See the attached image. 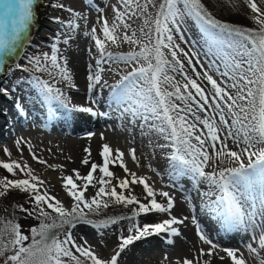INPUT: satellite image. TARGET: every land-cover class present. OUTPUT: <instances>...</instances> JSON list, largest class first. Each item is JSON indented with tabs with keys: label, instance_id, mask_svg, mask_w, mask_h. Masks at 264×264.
<instances>
[{
	"label": "snow or ice",
	"instance_id": "snow-or-ice-1",
	"mask_svg": "<svg viewBox=\"0 0 264 264\" xmlns=\"http://www.w3.org/2000/svg\"><path fill=\"white\" fill-rule=\"evenodd\" d=\"M87 2L92 4L93 0ZM37 3L38 0H0V69L7 66L9 58L18 56L29 40ZM242 3L253 13L257 28H242L218 19L202 0H117V4L111 5L114 13L111 21L104 15V8L97 7V24H100L103 36L97 33L95 26L86 33L94 40L98 52L96 69L93 71L90 64L87 76L89 106L71 104L67 93L56 86L65 82L66 87H76L67 58L60 55L58 43L52 44L51 53L29 56L28 63L34 71L48 75L49 79L34 76L33 82L50 106L56 104L69 113L93 117L108 115L99 111V98L94 95L98 85L107 84L103 81L101 85V74L106 71L103 65L113 62L130 67L131 70H126L111 86L112 98L123 106V113L129 114L133 123L140 119L141 128L154 129L169 142L159 147L172 149L169 159L177 174H190L198 184L208 185V191L201 194L209 198V210L219 216L228 230L251 231V240L245 247L259 259V264H264V257L260 256V251L264 250V8L257 0H242ZM224 4L236 10L239 8V0H224ZM66 10L71 14L70 19L54 18L64 27L66 34L62 43L65 45L72 39L71 33L79 29V20L87 21V16L80 12L71 8ZM188 19L194 20L207 38L204 55L213 57L207 69L201 63L195 42L189 43L185 39L184 26ZM136 20L140 24L133 28ZM176 36L188 45L187 51L176 42ZM56 41H60V35ZM107 42L117 47L126 43L132 48L128 52L114 53L107 50ZM185 61L195 78L188 74ZM197 65L203 73L197 71ZM210 70L221 79H215ZM176 75L182 80H176ZM199 80H206L210 90ZM3 92L7 90L0 89V93ZM16 107L23 111L19 104ZM52 113L55 114V109ZM92 135L94 133H88L89 137ZM229 139L238 148L241 144L244 146L239 151L233 150L227 143ZM22 141L23 138L16 141L18 149ZM29 151L32 152L30 144ZM84 151L88 155L82 163L89 165L90 148ZM130 151L135 161V149ZM4 152L11 157L7 148ZM100 155L103 163L92 162L86 175L73 169L74 176L62 177L63 187L73 201L70 208L47 189L41 191L45 181L34 175L27 163L0 160V168L18 177L0 178V198L12 190L25 193V203L30 207H13L39 221L30 229V235H25L16 221L15 212L11 218L0 216V264H120L122 254L136 241L163 234L167 244L174 243V238L181 235L178 226L185 225L189 217L172 215L175 201L169 193H159L167 198L166 204L158 202L147 179L130 172L124 163L125 154L119 149L114 153L105 143ZM32 156L39 163H47L34 152ZM110 164H119L126 173L125 178L115 177ZM213 164L216 166L212 167ZM209 167L212 170L205 171ZM97 172L101 174L98 177L94 175ZM21 175L23 178H19ZM137 183L143 185L147 194L145 199L151 198L147 203L132 194L131 185ZM96 185L99 187L95 195L86 198L89 186ZM126 189L127 195L124 194ZM111 204L137 207L132 208L128 216L101 220L88 218L89 214L99 215L101 209H107ZM153 212L167 213L169 218L155 223L139 222L141 215ZM125 219L129 221L128 234L118 238L119 243L110 258L102 257L87 240L77 242L72 232L79 223L102 230ZM191 222L199 240L209 248H200L199 257L178 259L175 264H211L213 254L219 255V252L226 253L232 264H247L239 249L224 248L214 242L195 215ZM204 257L208 259H202ZM226 257L219 256V259L223 261Z\"/></svg>",
	"mask_w": 264,
	"mask_h": 264
},
{
	"label": "rangeland",
	"instance_id": "rangeland-1",
	"mask_svg": "<svg viewBox=\"0 0 264 264\" xmlns=\"http://www.w3.org/2000/svg\"><path fill=\"white\" fill-rule=\"evenodd\" d=\"M202 2L206 5V7H208L209 11L213 12V14L218 19L224 22L237 25L242 28L258 27V25L254 23L252 19L253 13L242 3V0H239L238 10L225 5L224 0H202ZM93 3L94 6L92 7L90 4H88L87 0H53V4L55 6H64L63 8L56 6L57 8L54 11L55 13L51 14L55 18L58 17L61 21H67L70 19L71 14L66 10L68 8H71L76 12H80L82 15H85L87 18H89L87 19V22L84 19L79 20L80 27L76 32L71 33L72 39L67 45L62 43L64 35L66 34L63 25L61 23L53 24L49 22H46V24L44 23L43 27L38 28L32 34L30 39L25 42L23 48L19 50L20 52L17 60L9 69L5 82L2 84V86H0V89H6L7 93L9 94V102L6 104L7 113L10 111L7 114L9 117L14 115L12 111L15 110H17V113L15 114L16 117L20 116V114L30 117L31 112L28 113V109L32 108V111H42L41 109L45 103V105L49 106L33 82L34 76H40L42 79H49V77L46 73L34 71L32 65L28 63V57L39 55L43 52L51 53L53 43H58V47L61 49V51H63L60 53V55L66 56V58L69 55L67 61L70 63L69 65L72 68V72L75 74V81L78 83V81L82 80L79 83L80 87L84 89V92L81 95L82 97L80 96L77 98L78 101L84 100L87 101L88 106L90 105L87 76L89 74V63L94 60L96 66L98 52L95 47L94 40H92L90 35H86L85 33H90L91 28L95 26L97 28V33L101 37L103 36L102 32L100 31V24H97V17L99 13L97 12L96 8H104V15L109 19V21H111L113 17L110 18V6L117 4V0H100V2L99 0H93ZM257 3L261 8H264V0H257ZM188 23L186 21L184 26L185 39L189 40V43L195 41V44H197L196 50L200 52L201 63L203 64L204 69H207L209 67V61L213 57L211 55L205 56L204 53L206 49L200 47L201 42H206L207 38H205L206 36L201 31L200 26L194 20L192 21V25ZM139 24L140 21L136 20L132 26L133 28H136ZM195 28L198 30L197 37L200 38L201 41L195 38ZM58 35H60L59 42L56 41V37ZM176 42L180 43V46L186 51L188 50V45L181 42L179 40V36H176ZM76 46L78 48H76ZM88 48L91 51H89ZM131 48L132 46L126 43H121L120 46L117 47L112 45L110 42H107V50H110L114 53L128 52L131 50ZM69 57L70 59L72 58V60H70ZM77 59L79 60L78 62H76ZM181 59H183L182 56ZM193 63H195V59H193ZM17 65H20L21 67L18 68ZM75 65H81V67L79 66L81 70L79 69L78 71V66L75 67ZM103 67L106 69V71L101 74V85H103V81H107V84L103 85V87L98 85V91H96L94 95L102 99L103 103H99L97 107L99 111L107 113V116L93 117L90 114L82 116L86 121L85 129L81 128V133L70 135L69 137L67 136L68 133L66 130L63 129H69V132L72 133V128H80V122L77 121L79 124L75 127L68 126L69 124L65 126L64 123L54 126V123L47 122V130L49 131H45L39 127L38 129L34 130V128H30L27 123L24 124L26 125V128H24V126L22 127L21 120L17 122L10 119L6 126L7 128H11H8L6 131V128L1 130L0 160L5 162L17 160L21 164L27 163V165L33 170V174L45 181V185L42 186L41 191L44 189L49 190L47 187H51V179L49 178L57 179V181L60 183L59 186H57L60 187L58 190L59 195L51 194L62 201L66 207L70 208L73 201L65 191L62 180L63 176H74L73 172L70 173L66 167H64V162L67 159V156L73 153H79V157L82 161L88 155L84 151L85 148H90V150H92L91 157H89V165H85L79 170L83 176L86 175L90 170V164L92 162L97 164L103 163L100 152L102 150V145L107 143L114 150V153L116 149H119L125 154L123 158L124 163L127 165L130 172H135L137 176L145 177L147 179L149 185L156 192V199L158 202L166 204L167 198L162 197L159 193H169V195L175 201V206L172 209V215H175L178 218H183L184 216L189 217V220L185 222V225L178 226L180 228L181 235L174 238L173 244H167L163 238V234L160 236L153 235L146 239L136 241L122 254L120 258V264H175V261L178 259L182 261L185 257L190 259L193 258V256L199 257L198 250L200 248L207 250L209 246L204 245L199 240L196 227L191 222V217L193 215L197 217L202 229L211 239H213L214 242L218 243L224 248L239 249L240 252L243 253L247 264H259V259L250 254L245 247V245L251 240V231L246 233L244 231L232 230L233 233H231L233 236L230 240L219 236L218 232L222 228H226V226L216 213L209 210L207 206L209 204V198L201 194L208 191V185L206 183L198 184L190 174H177L176 169L173 166V162L169 159V153L172 152V149L159 147V145L169 142L166 141L163 135H161L156 130L153 129L150 131L147 127L141 128L140 125L142 121L140 119H136L133 123V118L129 114L123 113V106L118 105L112 98L111 86L115 85L121 79V76L125 74V71H130L131 68L127 67L123 63L117 65L113 62L104 64ZM185 67L188 71V74L195 78L191 68L187 66L186 61ZM109 68L112 70H107ZM197 71L203 73V69L200 67V65H197ZM210 74L213 75V77L218 81L221 79V77L214 70H210ZM176 80H182V77L180 75H176ZM198 82L201 83L202 86H205L206 89L210 90L211 86L206 80H199ZM61 83H58L56 86L62 88V86L65 84L63 82ZM85 85L86 87H83ZM86 88L87 90H85ZM80 98L82 99L80 100ZM17 104L21 106L23 111H20V109L16 107ZM49 108L52 109L50 106ZM46 109L47 108H45V110ZM30 118H33V116ZM76 120H79V118L76 117ZM13 122H16V124L21 127V131L11 136L10 134L12 130H14L12 125ZM156 123L159 122L157 121ZM59 127L63 129H60ZM88 133H94V135L89 137ZM101 134H103V139H101ZM21 138H23V141L21 142L18 149L16 141ZM227 143L230 148L237 151H239L240 148L244 146L241 144L240 148H238L231 139H229ZM29 144L32 147V152H34L41 160H44L47 163H39L37 160L33 159L32 152L29 151ZM5 148L11 152V157L6 155L4 152ZM132 149H135V155L137 158L135 161L131 156L130 150ZM51 165H61L62 167L52 168L50 167ZM215 166V164L212 165V167ZM212 167L206 168L205 171H211ZM109 168L115 173V177L120 179L125 178L126 173L119 166V164L116 166L110 164ZM94 175L98 177L101 174L97 172ZM4 177L9 179L18 178L12 176L5 169L0 168V178ZM19 178H23V176L21 175ZM128 178L131 180L130 176ZM112 182L113 184L117 183L116 179H113ZM77 183L82 184L83 181H77ZM93 183L95 184L96 182L93 181ZM98 187L99 185H96L95 187L89 186L87 192L85 193V197L90 199L92 196H94L98 190ZM118 191H120V189H118ZM131 191L132 194L136 195L141 202L147 203L148 200L151 199H145L147 194L144 191L143 185H140L139 183L131 185ZM49 192H51V190ZM124 194H128L127 189L124 190ZM212 199H215V197H212ZM26 200L27 195L25 193H21L18 190L10 191L6 197L0 198V216L11 218V214L15 212L16 221L21 225L22 232L25 235H30V229L33 226H37L39 221L33 217H29L26 213H21L17 208L13 207L14 205H24L26 208L30 207L29 204L25 203ZM112 205H114V207ZM111 206L114 209H112ZM119 206H122L123 211H126L123 205ZM119 206L116 204H111L107 209H101L99 215L89 214L88 218L92 220H101L106 217H113V213L117 212L116 207ZM130 206L131 208L127 209V212H130L129 215H131L132 208L137 207L136 205ZM257 207H259L258 202ZM5 209H7V211H5ZM113 210L114 212H111ZM196 210L197 213L195 212ZM167 218H169L167 213L153 212L148 215H141L138 219L141 224H144L160 222ZM257 219L259 220V217H257ZM128 226L129 221L126 219L121 220L117 224L102 230H97L93 226L86 223H79L74 229H72V232L77 242L83 243L84 240H87L88 244L92 245L102 257L110 258L114 249L119 243L118 238L122 234H128ZM257 235H259V232H257ZM233 239L235 240L233 241ZM254 246L256 245L254 244ZM77 255L79 254L77 253ZM165 256L168 257L167 260H165ZM219 256L226 257V253L219 252V255L214 253L211 258L213 264H221V262L222 264H232L230 258L228 259L226 257L223 261H221ZM260 256L264 257V250L260 251ZM202 259H208V257H204Z\"/></svg>",
	"mask_w": 264,
	"mask_h": 264
},
{
	"label": "bare ground",
	"instance_id": "bare-ground-1",
	"mask_svg": "<svg viewBox=\"0 0 264 264\" xmlns=\"http://www.w3.org/2000/svg\"><path fill=\"white\" fill-rule=\"evenodd\" d=\"M96 1V0H95ZM98 1V0H97ZM113 1V0H112ZM115 1V0H114ZM84 2V1H83ZM83 2H82V4H83ZM99 2H100V0H99ZM105 2V1H104ZM114 3V2H113ZM116 3V2H115ZM85 4V3H84ZM89 4V3H88ZM96 4V3H95ZM101 4V3H100ZM112 4V3H111ZM110 4V5H111ZM71 5V4H70ZM87 5V4H86ZM92 7L94 6V3H92V4H90ZM102 5V4H101ZM101 5H99V6H101ZM79 6V5H78ZM118 6V5H117ZM70 7V6H69ZM102 7V6H101ZM111 7V6H110ZM57 7L53 4V0H38V3H37V5H36V8H35V11H36V18H35V21H34V23H33V25L31 26V28H30V35H29V39H30V37L32 36V34L38 29V28H41V27H43V25H44V23L46 24V22H49V23H53V24H56V23H58V22H56L55 21V17L54 16H52L51 14H54L55 12V9H56ZM89 10V9H88ZM58 11V10H57ZM62 12V11H61ZM94 14V13H93ZM98 14V13H97ZM109 14H110V18L111 17H113V15H114V13H113V11H112V7H111V9H110V12H109ZM92 16V15H91ZM66 17V16H65ZM89 18V17H88ZM87 18V19H88ZM92 18V17H91ZM96 18V17H95ZM90 20V19H89ZM92 20H94V19H92ZM87 22V21H86ZM89 22V21H88ZM189 21L187 20V23H188ZM188 24H190V25H192L190 22L188 23ZM92 25V24H91ZM63 28V27H62ZM89 28V27H88ZM86 30V29H85ZM195 30H196V33H195V38L196 39H198V40H200L201 41V39L200 38H198L197 37V35H198V30L195 28ZM200 30V29H199ZM201 32V31H200ZM86 34V33H85ZM82 38V37H81ZM206 38V37H205ZM32 40V39H31ZM70 42V41H69ZM195 42V41H194ZM77 45V44H76ZM196 45V47H197V44H195ZM79 46V45H78ZM85 47V46H84ZM200 47L201 48H204V49H206L207 50V45H206V42H201V45H200ZM75 48V47H74ZM73 48V49H74ZM76 48H78L77 46H76ZM80 48H81V46H80ZM88 50H89V48H88ZM20 52V51H19ZM61 52H63V51H61ZM65 52V51H64ZM66 52H68V51H66ZM77 53V52H76ZM63 54V53H62ZM90 54V53H89ZM78 55H79V52H78ZM93 55V54H92ZM69 56V55H68ZM68 56H67V60H68ZM73 56H74V53H73ZM17 57L18 56H15V57H11V58H9V60H8V63H7V66L5 67V68H3V69H0V86H2V84L5 82V79H6V77H7V74H8V71H9V69L12 67V64L13 63H15V61L17 60ZM64 57H66V56H64ZM71 57V56H70ZM70 57H69V59H70ZM83 57V56H82ZM93 57H94V55H93ZM80 58V57H79ZM84 59V58H83ZM92 59V58H91ZM90 59V60H91ZM70 60H72V58L70 59ZM79 60L77 59V61L76 62H78ZM80 61H81V59H80ZM75 62V61H74ZM82 63V62H81ZM70 63L67 61V65H68V68L71 70L72 68L70 67V65H69ZM72 64H74V63H72ZM79 64V63H78ZM86 64V63H85ZM92 65V70L93 71H95V69H96V66H95V62H94V60L93 61H91L90 63H89V65ZM84 65V64H83ZM76 66H78V65H75V67ZM80 67H81V65H79ZM78 66V71H79V69H80V67ZM74 67V68H75ZM74 68H73V70H74ZM81 70V69H80ZM75 71V70H74ZM77 72V71H76ZM75 72V73H76ZM82 72V71H81ZM71 75H72V80H73V83L76 85V87L75 88H71V87H66V83L65 82H63L65 85H63L62 86V90H64L66 93H67V95L70 97V100H71V104H73V105H84V106H88V103H87V101H84V100H81L82 98H80V100L81 101H78V97H80L82 94H83V92H84V89H82L81 87H80V81H82V80H80V81H78V83L75 81L76 79H75V74H74V72H72V70H71ZM77 77V76H76ZM78 79V78H77ZM114 81V80H113ZM112 81V82H113ZM111 82V81H110ZM81 83H83V82H81ZM62 84V83H61ZM85 84H87V83H85ZM83 87H86V85L85 86H83ZM85 90H87V88L85 89ZM87 94V93H86ZM8 96H9V94L7 93V92H3V93H0V135H1V130L2 129H4V128H6L5 129V131L9 128H11V127H8L7 128V126H6V124H8L9 123V120H10V118H9V116L7 115L8 113H7V106H6V104L9 102V99H8ZM82 97V96H81ZM99 103L100 104H102L103 102H102V99H100L99 98ZM31 104H32V102H31ZM46 104V103H45ZM43 105V107H42V111H38V110H36V111H32L31 109H28V111L29 112H31L30 113V117H32L33 116V118H34V120L35 119H39L37 116H40V117H43V119H45L46 120V122H51V123H54V126H56L57 124L58 125H60V124H62V123H64V125L65 126H67V124H69L68 126H73V127H75V126H77L79 123L78 122H80V124H79V126H80V128H72L73 129V131H72V133H70L69 131V129H63V128H60V129H63V130H66V132L68 133V137L70 136V135H74V134H79V133H81V131H80V129L81 128H83V129H85V123H86V121L83 119V117L82 116H85V115H87V114H85V113H79V112H72V113H69V112H67L65 109H63V108H61V107H59L58 105H56V104H53V105H49L52 109H50L49 108V106H47V105ZM29 107V106H28ZM9 108V107H8ZM45 108H47L46 110H45ZM110 108V107H109ZM53 109H55V114L53 115V113H52V110ZM27 111V112H28ZM12 113H14V115L13 116H15V114L17 113V110H15V111H12ZM11 115V114H10ZM80 115V116H79ZM76 117H78L79 118V120H76ZM33 118H31V119H33ZM17 120V122H18V118H16ZM67 120V121H66ZM63 121V122H62ZM78 121V122H77ZM74 122H76V123H74ZM14 127H16V126H14ZM115 127V126H114ZM58 128V129H59ZM88 128V127H87ZM9 131V130H8ZM13 131V130H12ZM74 131H76V132H74ZM78 131H80V132H78ZM63 132V131H62ZM111 132V131H110ZM78 136H80V135H78ZM67 142V141H66ZM68 143V142H67ZM71 143V142H70ZM90 151H92V150H90ZM79 153H73V154H71V155H68L67 156V159L65 160V162H64V167H66V169L71 173V172H73L72 170L73 169H77V170H80V168L82 169V167H84L85 165L82 163V161H81V159H80V157H79ZM91 157V156H90ZM66 169L64 168V170L66 171ZM80 172V171H79ZM53 175V174H52ZM53 177V176H52ZM57 177V176H56ZM58 178V177H57ZM49 179H51L50 181H51V184H50V186L51 187H47V188H49V190L48 191H50L51 190V192L50 193H52V194H57V195H59V189H60V187H57V186H59V182L57 181V179H52V178H49ZM60 181V180H59ZM45 185V184H44ZM44 188H46V187H44ZM195 204V203H194ZM190 206V205H189ZM190 208V207H189ZM196 208V207H195ZM208 209V208H207ZM199 210V209H198ZM193 212V211H192ZM196 213H197V210L195 211ZM200 212V211H199ZM212 212V211H211ZM210 213V212H209ZM212 216V215H211ZM210 216V217H211ZM222 221V220H221ZM237 231V230H236ZM232 232V230H228L227 228H222L218 233H219V236H222L223 238H225V239H227V240H230V239H232V236H233V232ZM242 236V235H241ZM235 239H233V241H234ZM239 242H240V240H239ZM229 259V258H228ZM215 260V259H214ZM213 260V261H214ZM212 262V261H211ZM215 263V262H214ZM211 264H213V262L211 263ZM221 264H222V262H221Z\"/></svg>",
	"mask_w": 264,
	"mask_h": 264
},
{
	"label": "trees",
	"instance_id": "trees-1",
	"mask_svg": "<svg viewBox=\"0 0 264 264\" xmlns=\"http://www.w3.org/2000/svg\"><path fill=\"white\" fill-rule=\"evenodd\" d=\"M112 206L114 207V205H112ZM117 206H119V205H117ZM113 207H112V209H114ZM116 208H117V212L116 213L114 212V210L111 211V212H114L113 213V217L128 216L130 212L128 213L127 209L131 208V206L129 205L128 207H125L126 211L125 210L123 211V207L122 206H119V207H116Z\"/></svg>",
	"mask_w": 264,
	"mask_h": 264
}]
</instances>
